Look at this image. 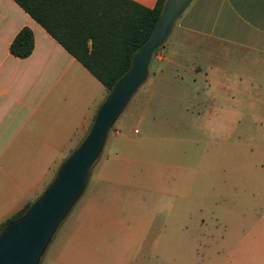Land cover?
<instances>
[{"label": "rangeland", "instance_id": "rangeland-1", "mask_svg": "<svg viewBox=\"0 0 264 264\" xmlns=\"http://www.w3.org/2000/svg\"><path fill=\"white\" fill-rule=\"evenodd\" d=\"M227 51L225 60H217L225 67L243 73L252 69L255 77L264 76L261 59L236 48ZM198 55L194 53L197 60ZM168 75L170 82L155 90L144 108L151 76L120 111L87 185L53 232L38 264H56L65 239L82 229L87 235L78 236L61 264H83L77 251L106 227L114 228L106 241L121 245L110 251L108 264H208L240 257L237 245L264 243V235L250 233L256 226L264 227V92L259 90L261 100L250 107L244 91L235 106L239 121L208 124L192 116L205 106L203 74L192 80L183 70L168 68ZM253 112L258 116L255 121ZM115 126L121 127L120 135L135 129L137 139L124 150L119 149ZM114 150L117 156L127 154L128 160L120 156L118 161H127L128 166L113 170L121 182L101 188L105 195L129 198L118 197L115 204L123 209L109 217L79 215L84 199L99 186L95 175L101 162ZM246 256L257 255L248 251Z\"/></svg>", "mask_w": 264, "mask_h": 264}, {"label": "crops", "instance_id": "crops-1", "mask_svg": "<svg viewBox=\"0 0 264 264\" xmlns=\"http://www.w3.org/2000/svg\"><path fill=\"white\" fill-rule=\"evenodd\" d=\"M131 1L151 7L156 0ZM22 26L31 30L33 44L29 54L18 57L10 53L8 45ZM86 41L89 44L91 39ZM228 48L264 62V0H190L174 19L166 39L150 55L144 80L151 76L150 89L145 92L143 108L155 90L170 82L168 68L180 69L192 80L203 74L206 83L205 106L202 113H192L195 119L208 124L239 121L235 106L241 103V95L246 91L250 107L254 106L261 100L259 90L264 92V76L257 78L252 69L243 73L218 62L228 56ZM197 52L200 61L194 56ZM105 93L103 84L15 0H0V223L39 194L53 168L85 133ZM257 118L253 112V121ZM120 129L115 126L113 133L119 137V149L124 150V145L137 137L135 129L121 135ZM116 151L101 162L95 175L99 186L84 199L79 215L109 217L122 211L115 202L129 196L105 195L101 188L121 182L113 170L128 166L127 161H118L120 156L128 160L127 154L117 156ZM112 230L106 227L94 233L93 241L77 251L83 264H108L110 251L121 247L106 241ZM250 233L264 235V227L256 226ZM79 235L83 238L87 232L82 229L68 238L64 235L66 242L56 264L64 262L60 261ZM235 249L240 257L218 258L208 264H264V243L237 245ZM248 251L257 256H246Z\"/></svg>", "mask_w": 264, "mask_h": 264}, {"label": "water", "instance_id": "water-1", "mask_svg": "<svg viewBox=\"0 0 264 264\" xmlns=\"http://www.w3.org/2000/svg\"><path fill=\"white\" fill-rule=\"evenodd\" d=\"M189 1H163L149 36L98 103L83 136L59 162L43 190L0 228V264H38L53 232L85 188L108 129L145 80L151 53L166 39Z\"/></svg>", "mask_w": 264, "mask_h": 264}, {"label": "trees", "instance_id": "trees-1", "mask_svg": "<svg viewBox=\"0 0 264 264\" xmlns=\"http://www.w3.org/2000/svg\"><path fill=\"white\" fill-rule=\"evenodd\" d=\"M15 1L73 54L107 92L128 68L133 52L149 36L164 0H156L151 7L131 0ZM87 38L91 39L89 44ZM32 44L31 30L22 26L8 49L23 57L29 54ZM29 203L5 218L0 228Z\"/></svg>", "mask_w": 264, "mask_h": 264}]
</instances>
